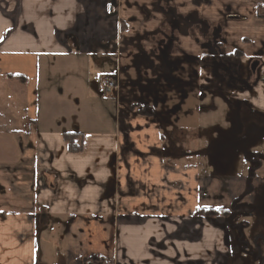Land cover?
I'll return each instance as SVG.
<instances>
[{
  "label": "crops",
  "instance_id": "obj_1",
  "mask_svg": "<svg viewBox=\"0 0 264 264\" xmlns=\"http://www.w3.org/2000/svg\"><path fill=\"white\" fill-rule=\"evenodd\" d=\"M156 1L115 0L110 11L105 0H0V264H264V174L251 178L249 165L246 173L239 166L243 152L264 144V0L197 8L189 0H164L163 8L183 19L196 15L209 28L181 35L154 12ZM225 4L242 19L223 26ZM219 25L213 40L210 31ZM137 32L158 34L155 43L174 33L175 54L184 55L182 111H201L121 121L122 93L114 92V126L103 130L91 112L77 110L74 82L89 67L86 58L109 54L112 80L126 87L136 50L124 43ZM256 58L257 81L248 68ZM231 68L243 91L206 90L213 71L220 76ZM218 112V121L206 123ZM244 126L247 140L259 138L254 144L235 143ZM64 134H81L80 152L69 151ZM179 137L235 145L194 156L199 147L172 146ZM236 165L239 172L232 171ZM242 196L253 221L236 233L238 218H226ZM202 211L216 215L208 220Z\"/></svg>",
  "mask_w": 264,
  "mask_h": 264
},
{
  "label": "flooded vegetation",
  "instance_id": "obj_2",
  "mask_svg": "<svg viewBox=\"0 0 264 264\" xmlns=\"http://www.w3.org/2000/svg\"><path fill=\"white\" fill-rule=\"evenodd\" d=\"M164 0H157L152 9L154 12H157L164 16L165 21L170 24L171 28L174 31L181 35L187 33L190 27L198 26L200 32L208 33L209 28L205 24H201L196 15L186 17L183 19L180 17L176 10L170 8H163L161 6ZM222 0H189V3L193 7H200L202 5L210 6L213 2H221ZM105 3L109 8L112 9L115 5V0H105ZM146 13V17L148 18V13ZM223 26L227 25L229 21H240L242 18L237 14H234L231 8L228 5H222V9L219 16ZM222 31V25H219L213 28L211 32V38L218 39ZM158 34H146V33H135L132 37L128 38L124 46L126 48H135V59L134 62V70L135 73L133 78H127L128 82H125L126 87L117 86L116 92L122 93V98L120 103L122 105L121 108V121H125L129 115L144 118L146 120H151L157 122V120L167 119L169 117H176L179 114L187 117L192 115V113L201 111V107H195L193 110H184L182 111V107L184 102L188 98V95L184 93L181 78L185 74L184 69V55L180 58L176 56L174 45L177 43V40L172 33L169 36H164L163 43H155L154 39ZM145 42L146 44H150V49L146 50L141 43ZM109 45V44H108ZM104 46V48H108L109 46ZM213 53H220V47L215 43L213 47ZM152 59L157 60L158 65L152 61ZM138 61L143 62L144 67H139ZM260 67V58H256L254 61L249 63V72L250 74L256 76V81L261 80V76L257 71ZM133 71V70H132ZM263 79V78H262ZM264 80V79H263ZM122 87V88H121ZM207 91L214 92H222L223 88L229 90L230 92L234 91L233 89H237L238 91H243V87L238 79L237 73L234 70L228 69L225 73L220 76L217 75L215 71H213L207 81V85L205 86ZM171 105L169 106V94ZM233 97V96H232ZM176 100V101H175ZM178 120L175 119L173 123H176ZM162 122V121H161ZM244 139V140H243ZM236 141L235 143H239L240 146L244 142V145L252 142H256L259 138H255L252 140H247V134L244 138ZM228 140V138H227ZM225 141L219 143H213L207 141L208 147L207 149H199L200 152L191 154L194 156H200L201 153L207 154L211 156L213 153L220 154L221 152H227L230 146H234L235 143ZM251 146V145H249ZM215 148V149H214ZM231 148V147H230ZM212 149V150H211ZM244 154V156H243ZM241 156H243L244 161L247 166V174L254 176L256 173L261 172L264 174V148L261 151H251V152H243ZM171 155L174 154L171 153ZM186 157H191L190 154H185ZM212 162H217L215 159H210ZM208 162V159L207 161ZM252 192V187L249 185L246 191L245 196L250 195ZM245 196L241 197L239 200L235 201L231 207V211L233 217L226 218L227 223H231V221L238 218V223L231 224L234 226V230L240 231L242 229L243 224L245 222L239 223V218L250 217L252 215L251 210L253 208L249 204H243ZM208 220L211 217H206ZM199 223L198 220H194L188 225V227H192L193 223ZM231 225H229L230 228ZM188 234V238H193L195 236L194 233H186Z\"/></svg>",
  "mask_w": 264,
  "mask_h": 264
},
{
  "label": "rangeland",
  "instance_id": "obj_3",
  "mask_svg": "<svg viewBox=\"0 0 264 264\" xmlns=\"http://www.w3.org/2000/svg\"><path fill=\"white\" fill-rule=\"evenodd\" d=\"M90 60L89 62V67H86L84 70H82V67L80 68L83 72L79 71L77 74V81L74 82V84L76 83V85L73 86V90L77 89V91L75 92V98L77 100V106L79 108H77V110H82V111H87V112H91V119L94 123H96L98 126L101 125L100 127H102L103 130L109 128V127H113L114 122H115V118L116 116L113 117V113L115 108V104L114 103V92L113 91H106L101 84L99 83L100 78L102 77H111L114 72H115V62L114 60L111 58V56L109 54H93L92 56H90L89 58H86V61ZM97 60H101L100 64H97ZM90 68V69H89ZM61 73V72H60ZM72 72L70 71V74L68 75V79H72L73 75L71 74ZM81 73V75H80ZM59 74V73H58ZM96 80H98V84L99 86H95L93 85V81L96 82ZM9 86L11 84H8ZM72 86V85H71ZM53 89H55V86H52ZM96 88V89H94ZM93 89V91H92ZM87 93H85V91ZM84 91V92H83ZM85 95L87 97H89V100L85 101L84 98ZM94 97V98H93ZM95 97H97V99H95ZM104 97L110 98L113 100V102H111L110 100H108L107 98L104 99ZM81 98V99H80ZM116 111V110H115ZM221 111V110H220ZM218 113L215 114H211L210 115V119L206 120V123L209 122V120L212 122L213 120L218 121L220 118H218ZM217 115V116H216ZM10 126L8 127H13L11 124H9ZM97 127V126H96ZM250 132V129H248L247 127L245 128V126L243 128L240 129V131L238 132L237 135V140L235 141H239L241 139L244 138V136ZM8 133H10V130L8 128ZM186 137V136H185ZM244 140V139H243ZM176 143L178 147L185 149L187 147H189V149H196L197 147L201 148V149H207L208 144L207 141H201L197 144V142H193L191 139L188 138H184L182 139L181 137H179V139H174L173 141H171V144L173 146V143ZM238 144V143H237ZM187 145V147H186ZM264 146V144L262 145V143H256L254 145V149H256L258 151V149ZM264 148V147H263ZM244 156V154H243ZM243 156H241V160H243ZM240 163V168L242 170H244V172L246 173V163L244 161H239ZM238 165V164H237ZM233 167L232 171L233 172H239L240 168L238 166ZM249 218L243 219V218H239V223L242 222H246L248 224L252 223L253 220L248 221ZM52 238V237H51ZM54 239L57 241V236L54 237ZM58 244H60L58 242ZM60 246H58V248H60Z\"/></svg>",
  "mask_w": 264,
  "mask_h": 264
},
{
  "label": "trees",
  "instance_id": "obj_4",
  "mask_svg": "<svg viewBox=\"0 0 264 264\" xmlns=\"http://www.w3.org/2000/svg\"><path fill=\"white\" fill-rule=\"evenodd\" d=\"M64 141L67 143L68 149L72 153H78L82 149L81 144V134H64L63 135ZM202 214H204L206 217H213L216 215V212L213 211H202ZM92 258H85L84 261L89 262ZM91 261H95V259H92ZM96 262L101 264L99 260L96 259Z\"/></svg>",
  "mask_w": 264,
  "mask_h": 264
},
{
  "label": "built area",
  "instance_id": "obj_5",
  "mask_svg": "<svg viewBox=\"0 0 264 264\" xmlns=\"http://www.w3.org/2000/svg\"><path fill=\"white\" fill-rule=\"evenodd\" d=\"M99 83L106 91H114L117 90L116 84L111 80V78H100Z\"/></svg>",
  "mask_w": 264,
  "mask_h": 264
},
{
  "label": "water",
  "instance_id": "obj_6",
  "mask_svg": "<svg viewBox=\"0 0 264 264\" xmlns=\"http://www.w3.org/2000/svg\"><path fill=\"white\" fill-rule=\"evenodd\" d=\"M109 10L111 11V8Z\"/></svg>",
  "mask_w": 264,
  "mask_h": 264
}]
</instances>
